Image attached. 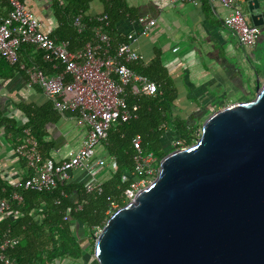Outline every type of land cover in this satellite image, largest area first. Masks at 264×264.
Masks as SVG:
<instances>
[{
	"label": "water",
	"instance_id": "water-1",
	"mask_svg": "<svg viewBox=\"0 0 264 264\" xmlns=\"http://www.w3.org/2000/svg\"><path fill=\"white\" fill-rule=\"evenodd\" d=\"M94 255L98 264H264V80L160 160L99 230Z\"/></svg>",
	"mask_w": 264,
	"mask_h": 264
},
{
	"label": "trees",
	"instance_id": "trees-1",
	"mask_svg": "<svg viewBox=\"0 0 264 264\" xmlns=\"http://www.w3.org/2000/svg\"><path fill=\"white\" fill-rule=\"evenodd\" d=\"M95 1L102 3L103 11L92 15L90 11ZM52 7L59 25L50 34L60 41H68L71 50L92 40L95 26L109 32L115 43L127 42L126 34L119 32L117 25L139 16L127 0H52ZM79 15L84 25L81 30L75 25ZM100 17L106 19L101 21ZM34 49L30 44H23L17 65L0 57V79L11 80L20 74L28 81L20 63H36L48 74L62 69H54L45 61L41 50L37 49L36 55L31 57ZM259 50L261 62L258 68L255 66L257 73L264 72V44ZM131 67L157 82V92L130 97L129 103L137 106L135 115L127 121L119 120L109 128L102 145L115 158V165L110 177L98 188L88 190L85 182L74 180H58L53 188L44 190L24 186L14 188L5 172L4 162L0 160V200L10 197L14 190L22 196V200L12 202L13 214L0 222V239H16L8 249L14 264L77 263L84 257L85 248L94 245L97 233L111 214L128 202L126 189L145 175L137 169L134 136H141L144 152L153 153L158 161L173 150L167 148L169 140L178 142L174 145L177 149L198 139L202 124L197 116H191L192 112L177 107L178 89L163 65L161 53L157 52L149 62L140 57ZM11 101L14 108L24 114L25 121L20 122L14 113L0 107V130L5 132L7 143L15 148L24 137L25 129L30 128L43 156L50 157L55 142L49 139L47 124L57 121L61 114L53 108L51 101L42 105L26 99L14 101L11 98Z\"/></svg>",
	"mask_w": 264,
	"mask_h": 264
},
{
	"label": "built area",
	"instance_id": "built-area-1",
	"mask_svg": "<svg viewBox=\"0 0 264 264\" xmlns=\"http://www.w3.org/2000/svg\"><path fill=\"white\" fill-rule=\"evenodd\" d=\"M2 1L6 11L0 10V57L17 65L23 44H30L43 51L45 61L51 63L54 69H62L48 74L36 63H20V68L28 76V86L42 89L56 111L61 114L74 113L77 124L87 128L84 142L78 151L60 161L52 157L45 158L31 129L26 128L24 137L15 148H11L19 160L25 162L27 169L19 176L5 169L9 182L14 188L24 186L36 190L51 189L58 180L70 181L75 170L87 169L92 179L86 183V187L94 190L102 183L98 175L105 171L111 172L115 165V158L105 148L103 155H97V147L107 138L109 128L117 121H127L135 115L137 106L129 103L130 97L157 92V82L131 67L140 58L135 44L151 33L157 21L149 15L129 19L133 27L126 33L128 41L119 43H115V38L101 26H95L93 39L83 47L71 50L68 41H60L42 29V21L23 0ZM209 1L218 2L227 10L223 23L243 46L257 45L264 34V23L256 25L252 15L264 18V0H259V7L252 10L249 5L250 2L254 5V0ZM104 19L106 17L99 18L101 21ZM75 25L79 30L83 28L80 15L76 17ZM132 142L137 169L145 175L134 180L126 189L128 201L133 200L137 192L147 186L146 182L157 175L160 164L153 153L144 152L140 135L134 136ZM6 145V134L0 130V150ZM14 200H22L16 190L10 197L0 200V222L13 214ZM15 242V238L0 239L2 264H14L8 249Z\"/></svg>",
	"mask_w": 264,
	"mask_h": 264
},
{
	"label": "crops",
	"instance_id": "crops-1",
	"mask_svg": "<svg viewBox=\"0 0 264 264\" xmlns=\"http://www.w3.org/2000/svg\"><path fill=\"white\" fill-rule=\"evenodd\" d=\"M127 1L137 9L139 16L149 15L157 21L151 33L142 37L135 47L145 62H149L157 52L161 53L163 65L178 89L176 104L180 110L210 112L228 97L229 92L239 91L240 88L246 91L247 84L258 74L255 66L258 68L261 62L259 49L264 44V34L256 46H243L224 25L222 19L227 10L220 3L209 0L174 3L170 0ZM23 2L42 21L44 31L51 33L58 27L52 0ZM0 10L6 11L1 0ZM102 11V3L95 1L90 13L96 15ZM132 27L129 19L117 25L118 31L124 34ZM36 51L33 50L31 57L36 55ZM12 93L21 100L38 105L49 102L42 89L28 86L27 80L20 74L11 80L0 79V107L14 113L20 122L25 121V116L14 108ZM47 129L49 139L55 142L50 157L58 161L77 152L87 133V128L77 124L72 112L61 114L57 121L49 122ZM0 160L6 170L15 176L27 169L25 162L19 160L8 143L0 150ZM109 177L108 171L98 175L102 182Z\"/></svg>",
	"mask_w": 264,
	"mask_h": 264
},
{
	"label": "rangeland",
	"instance_id": "rangeland-1",
	"mask_svg": "<svg viewBox=\"0 0 264 264\" xmlns=\"http://www.w3.org/2000/svg\"><path fill=\"white\" fill-rule=\"evenodd\" d=\"M245 10H247V7L245 6L244 7ZM257 77L260 78V83L262 84L263 83V80H264V72H260L258 73L256 76H255V79L253 78L252 81L250 82V84L248 83L247 84V90L245 91V89H242L240 88V90H235V91H231L229 92V95L227 98H225L221 103H219V105L217 107H215L213 110H211L210 112L209 111H202V112H199V113H193L191 116H197V120L199 122V124L201 125L203 123V121L205 120V118L211 114L213 111L231 103V102H234V101H238V100H250L252 98L255 97L256 95V80H257ZM13 94V93H12ZM13 97V100L15 101H18L20 98H18V95H15L13 94L12 95ZM202 126V125H201ZM200 132H201V127L200 129L198 130V137L200 136ZM170 143L167 144V148H172L173 150L175 149L174 148V145H176L178 142L175 140L173 141V139L169 140ZM168 141V142H169ZM197 140H195L196 142ZM11 147V145H9ZM188 146V145H187ZM183 147H186V146H183ZM105 153V149L103 147V145H99L97 147V155L100 156V155H103ZM108 174L110 175L111 172L109 171ZM156 175L152 176L149 180L152 181L154 178H155ZM92 179V174L89 173V171L87 169H78V170H75L74 173H73V178L72 180H76V181H90ZM148 182V183H149ZM148 183L146 182V185H148ZM98 235V233H97ZM85 245L87 246L88 245V241L86 240L85 241ZM62 264H98L96 258H95V255H94V245L91 246L89 245L88 247L85 248V254H84V257L79 259L77 261V263H73V262H67V263H62Z\"/></svg>",
	"mask_w": 264,
	"mask_h": 264
}]
</instances>
